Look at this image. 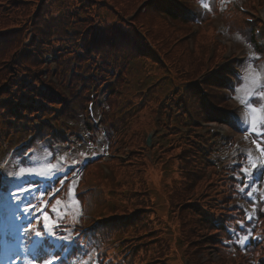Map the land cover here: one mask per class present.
I'll return each instance as SVG.
<instances>
[{
  "label": "trees",
  "instance_id": "trees-1",
  "mask_svg": "<svg viewBox=\"0 0 264 264\" xmlns=\"http://www.w3.org/2000/svg\"><path fill=\"white\" fill-rule=\"evenodd\" d=\"M140 1L0 0V142L13 128L19 127L24 119H28V115H35L36 111L42 110L45 115H49L52 113V105H56L59 113L71 114L72 108L67 103L69 99L49 80L50 72L46 64L50 55L57 59L59 66L64 67L63 71L58 72L59 78L71 70L68 57L79 63H85L89 59L90 42L94 54L101 59L98 68L100 74L122 75L132 66L129 72L131 74L137 71L133 63L139 61L145 77L137 82L139 88L132 94L126 97L120 95L121 116L110 121L109 138H119L123 144L128 140L134 143L136 140L133 138L139 135L135 126L141 122V118L144 119L146 114L152 118L159 112L164 115L166 96L161 92L166 86L170 88L172 124L163 138L167 148L162 146L164 161H171L175 166V175L170 177L168 185V217H172L173 224L179 226L181 240L185 244L189 243L184 255L193 261L196 256L194 248L200 245V232L212 226L211 221L216 218L217 213L231 220L240 216L236 208L235 211L229 209L228 197L220 192L224 183H220L221 180L216 182V177L206 176L205 167L209 163L199 143L208 136L207 133L199 134L202 130L200 120H216L235 126L230 115L205 106L200 97V85L196 81L216 64L214 53L216 50L221 52L219 48L223 46L216 39L214 31L206 30L203 25H200L199 32L193 37L194 47L190 46L186 35L191 32V24L195 18L191 14L193 6L188 3L189 0H177V4L169 0H154L133 17L130 24L120 23L123 16L132 14ZM215 1L212 9L218 11L221 0L219 4L218 0ZM224 5L231 13L230 16H225L230 27H236L242 38L254 44L261 59H264V47L258 44L236 5L233 2ZM77 11L81 12L83 18L78 17L77 13L75 15ZM213 13L208 9L204 21L211 19ZM65 26L71 27L72 37L65 32ZM77 40L81 42L77 43ZM78 47L77 54H81L84 60L78 59L73 52ZM218 57L219 55L216 56ZM223 71L222 68L220 72ZM159 72L161 76L156 81H151L152 75ZM89 75V67L72 74V83L68 88L72 96L79 94L80 84L87 90ZM199 82L208 89V99L210 97L215 103L226 104L224 101L227 94H219L215 90L229 88V85L210 73H206ZM118 83L121 84V78ZM67 84L66 80L61 83L63 87ZM109 91L115 94L113 85L109 87ZM152 121L154 120L150 119L149 123ZM126 130L129 132L128 140ZM145 136L146 134L141 139L143 144ZM139 144L130 145L128 160H113L109 165L115 180L121 177L131 181L133 190L125 194V197L122 191L120 197L127 201L134 198L136 202L143 203L134 210H125L128 217L133 214L130 220L123 222L112 218L114 221L110 220L107 224L112 229H125L145 223V215L139 213V210L145 206L144 210L148 211L146 204L149 201L141 197L146 193L143 174L147 172L148 161L143 146L137 147ZM150 172L153 174L152 170ZM214 185L219 187L215 193ZM221 197L224 199L221 204L225 208L217 202ZM204 214L208 216L206 219L203 218ZM161 223L157 219L158 227L153 229L161 231ZM189 223L190 229L186 226ZM167 248L164 243L156 242L154 246L146 248L145 254L141 256L145 259L152 255L154 264H170L168 255L172 251ZM115 262L122 264L119 258H115Z\"/></svg>",
  "mask_w": 264,
  "mask_h": 264
},
{
  "label": "rangeland",
  "instance_id": "rangeland-1",
  "mask_svg": "<svg viewBox=\"0 0 264 264\" xmlns=\"http://www.w3.org/2000/svg\"><path fill=\"white\" fill-rule=\"evenodd\" d=\"M262 0H259V2L257 3L256 6H258V4L261 2ZM251 0H243V2H240V4H242L245 7H249L251 6L250 4ZM262 7L260 13L259 14V18L264 22V2L262 3V5L260 6ZM202 24V23H201ZM200 24V25H201ZM199 25V27H200ZM216 25L220 28V30L223 32V38L224 41H228L227 44L229 46H231L228 50L225 51L224 47L219 48V50H221V52L217 51L214 54V59L216 64H214V66H216L215 68L218 69V67H222L223 66V58L225 60L230 59V58H234L235 60L237 59L239 61V69L240 72L238 71V75L241 77L240 79L243 80L242 83V87L241 88H237L236 92H237V99L236 101H239V103H235L232 101L231 104L235 105L239 108H242V121H243V126H244V133L242 134H237L234 131H231L230 129H227L223 126L219 127L220 130L227 132H232V135L235 134L236 137H238L240 140V146L241 150L244 152H247L248 157L250 158L248 160V163L251 165V163H254L255 160L256 161H262L263 160V153L262 151L258 148V146L254 143L253 139L251 138V133L256 134V135H260L262 134L263 130L259 128L258 124H260L262 121L264 122V110H261L260 108H253V106L250 104V99L254 98V99H258V100H262V103L264 105V86L262 89V93H259L260 87L262 84H264V62H256V61H251L252 58L254 57V52L251 51L250 46L242 39H239L240 37L237 36L236 34H232L229 30H228V35H227V30L224 29L225 26L223 27L221 22L216 23ZM203 27L205 28V24H203ZM235 43V45H234ZM241 50H244L241 51ZM219 55L218 58H216V56ZM258 63V65L261 68L256 69L254 67V64ZM134 68L137 70L136 72H131V74H127L126 79L124 80V82L122 83V94L123 97L128 96L129 94H132L135 89H138V84L137 82L145 77V73L144 70H142V63H140L139 61L134 62ZM161 76V72L157 73V75H152L151 77V81L154 80L156 81V79ZM54 81H56L55 79H53ZM119 78L117 76L116 81L113 82L112 84L117 85ZM102 85V81L100 82V84H97L96 87L94 88L95 91L97 92V95L94 99H96V104H95V113L96 116L98 117L97 119V127L93 126L92 130L90 133L86 132L84 126H85V121L87 120V115H86V111L83 110L82 106H81V96H84L85 99H87V95L88 92L86 90L81 89L79 94L77 96H72L71 94L69 95V89L66 87L61 86L60 84L58 85V89L61 90L63 92V94H65L66 96H69L70 100V104L71 107L74 109L73 112H76L74 114V117H68V116H64L65 118H62V120L64 121L65 126L68 127L70 132H74L77 134L78 138H74L73 136H70V139L72 140L71 144H60V145H55V149L54 151L52 149H49L46 145H43L42 143H35V145H33V147L31 148V154L30 157H28L27 161L24 163H21L19 161V159H11L10 156V151L9 148L6 147V145H2L0 146V164H3V166L5 165L6 168L2 167L3 169H7V176L9 178H7V182L12 184V187L10 188V192L7 196L5 197H1L0 194V205L1 207H3V209L6 207V214L8 216V219L10 221V225H11V230L16 232V236L13 237L14 239H17V237L19 236L20 233H22V229H24L25 225L24 222H26L27 220L32 219V215L33 213L36 212V207H29L32 210V214L31 217L25 216V214L22 212V208L23 207H28V205L33 206L32 202L33 200H39L42 195L44 194V184H42L40 187H36L34 185H29L28 184V178L29 180H39L42 182H46L47 180L51 179L52 177H54V179H60L63 176H67L69 175L73 170L72 169H68V167H66V169H64V174L63 175H59L57 174V170L60 168L61 165H64L66 163V159H68V157H70L71 160H73L70 165L72 163L75 164H79L81 162H84V160L87 161V165L90 164V162H96V160L105 155L106 154V149L108 147V141L106 140L107 137H109V132L111 134V131L109 129L110 128V121L118 119V117L120 116H115L117 115V113L113 114L112 112L109 113L108 108L113 104V102H111L110 100V93H109V87H101ZM165 88L164 91H162ZM163 89H161V93L164 95H167L168 92L170 91V88L168 86L164 87ZM263 95V96H262ZM84 99V102H85ZM235 99V98H234ZM114 102L117 101H122L121 97H118L116 99H113ZM87 101V100H86ZM218 102H220L218 100ZM123 103V102H122ZM224 103V102H223ZM227 106L230 107V104L228 103ZM264 107V106H263ZM99 109L101 111H99ZM101 113V114H100ZM241 113V112H240ZM251 115V127L249 128V115ZM110 115V116H109ZM113 115V116H112ZM99 116H101V119L99 120ZM153 119L154 121H152V123H149V120ZM260 122V123H259ZM157 124L155 122V116L150 118L149 114H146L145 118L142 119L141 118V122H139L135 128L139 130V135L135 139L136 141L134 143H132L130 140H128V135L129 132L126 131L127 133V140L128 142L126 144H119L117 143V146L121 147V151L120 152H116L115 150H112V152L117 153L118 156H120L121 154H124L123 150H125V152L129 151L128 146H130L131 144L135 145V144H139L137 147H142L144 146V144L141 142V139L143 138L144 134H147L149 131L153 130V128H156ZM234 132V133H233ZM80 136V137H79ZM26 137L28 136H19L16 139H14L15 141H18V143H21L23 141H25V139H27ZM15 138V137H14ZM119 138H116V140H118ZM156 139V138H155ZM131 142V143H130ZM158 142L160 144H166L164 140H160L158 139ZM29 143V142H28ZM30 144V143H29ZM223 143L222 142H218L217 144H215L216 146H221ZM116 146V144L114 145ZM227 147V146H226ZM225 147V148H226ZM116 148V147H115ZM161 147V151H162ZM216 149V147H214ZM223 148V147H220ZM214 150V149H213ZM55 154V155H54ZM70 154V155H69ZM158 156V152L155 153V155H153L152 161L150 162L149 159L148 160V167H152L154 164H156V167H158L160 170H158V174L160 171V175L159 178H161L162 176L164 177H168L169 174H172V171L169 172V170L171 169L169 164H157V160L155 161V158ZM98 157V158H96ZM78 159V160H76ZM88 159H92L91 161H89ZM112 157L106 156L101 160V162H97V163H93L94 164V168H97L98 166H102V167H98L97 170L98 171H106L107 168V164L112 163ZM237 160H242L241 158H236ZM73 166V165H72ZM90 167V166H89ZM88 170L91 169V167ZM106 167V168H105ZM93 168V169H94ZM104 169V170H103ZM21 170H23V174L21 173ZM92 170V169H91ZM96 170V171H97ZM104 171V172H105ZM29 172L31 173H37V174H28ZM104 172H100V175L97 177V179L99 180V178L103 179L105 177V173ZM254 174V173H253ZM56 177V178H55ZM39 178V179H38ZM143 178L146 182V187L148 189H150L149 194H153L156 200V208L157 210L162 214L165 215V209L162 206H166L165 204V196L162 192V188L160 187L161 184H156L153 183L152 180V176L150 173L146 172L143 174ZM53 179V180H54ZM51 180V181H53ZM63 181V180H61ZM161 181V179H160ZM77 182L82 184L85 187H94V194L97 193L98 191V186H95L93 183H85V185L82 182V173H81V169L78 170V172L74 173L71 176V182H70V200L72 202H75V196L74 193L75 192V188L77 186ZM65 183V182H64ZM89 183V184H88ZM125 182H123L120 187L122 188ZM111 186L112 190H115V192L117 191V195H115L116 203L118 206L119 205V198L122 200V198L120 197L119 194V189L118 186L116 185V183L112 182L111 184H108V187ZM106 187V188H108ZM27 189H30V191H25ZM109 189V188H108ZM23 193L22 196H14L15 193ZM40 196V198H39ZM70 200H67L66 202H64L66 205H71L72 202ZM111 200V199H110ZM123 206V205H122ZM108 207L111 209H113L114 205H109ZM155 207V205H154ZM10 210V211H8ZM36 216H38V212H36ZM69 213V212H68ZM79 213V212H77ZM74 215H76V213L74 212ZM48 217V214L46 215ZM171 222V219H169ZM50 224H52L51 220H48ZM57 221L55 223V227L54 228H59L60 225H58ZM88 221L85 223L87 224ZM188 229H190V223L186 225ZM69 227L73 228L74 225L69 224ZM179 227V226H178ZM177 227L176 224H174L172 226V228L168 229V233L167 236L168 237H172L176 239V236L178 235V231L179 228ZM69 233L73 232V229H68ZM69 235V234H68ZM149 238V237H148ZM244 239L239 240L238 238L236 239V242L238 244H241L240 242H243ZM18 244V241L16 242H11L6 249V254H5V258L9 259V261L6 264H15V260H14V254L17 253L16 250V246ZM110 245L108 242H106L105 247ZM212 245H215V242L212 243ZM224 248V246H221ZM24 247L21 248V250H23ZM168 249V248H167ZM174 249L177 251V248L174 246ZM228 250L229 253V257L227 255V257L225 258L224 255L221 253L222 249H213V247H211L210 245H207L206 248L202 249L199 253L201 255V259H199L197 262V264H233L231 263L232 258H230V256H233V253L236 252L237 255H240L241 257L244 256L245 258H248L251 256V254L249 253L247 248H238L236 249L233 244H229L227 248H225ZM116 251L111 252L113 254H115ZM178 252V251H177ZM133 253H137L136 251L132 250L131 254ZM178 254L180 256H182L181 252H178ZM137 257H134V259H136ZM140 256L138 255L137 258V263L140 260ZM186 259V258H185ZM184 259V263L186 262ZM240 259V258H239ZM193 262V261H192ZM187 264H189L187 262Z\"/></svg>",
  "mask_w": 264,
  "mask_h": 264
},
{
  "label": "snow or ice",
  "instance_id": "snow-or-ice-1",
  "mask_svg": "<svg viewBox=\"0 0 264 264\" xmlns=\"http://www.w3.org/2000/svg\"><path fill=\"white\" fill-rule=\"evenodd\" d=\"M205 7H207V5H205ZM21 173L23 174V170H21ZM28 174H37V173H31L29 172ZM61 184H63V181H61ZM25 191H30V189H27ZM23 193H15L14 196H22ZM57 203H59V201H57ZM22 212L25 214V216H28V217H31V214H32V210L29 208V207H23L22 209ZM51 219L50 217H47L45 216V227L47 226V221ZM38 225H39V221H37ZM53 227H55V225H53ZM37 236L40 235L39 232H36L35 233ZM54 255V254H53ZM28 264H31V260L28 261ZM45 264H56L55 260H49V261H46Z\"/></svg>",
  "mask_w": 264,
  "mask_h": 264
},
{
  "label": "water",
  "instance_id": "water-1",
  "mask_svg": "<svg viewBox=\"0 0 264 264\" xmlns=\"http://www.w3.org/2000/svg\"><path fill=\"white\" fill-rule=\"evenodd\" d=\"M150 141V140H149Z\"/></svg>",
  "mask_w": 264,
  "mask_h": 264
}]
</instances>
